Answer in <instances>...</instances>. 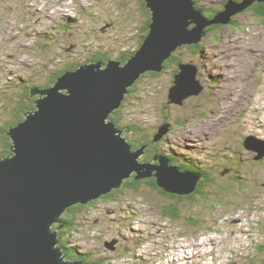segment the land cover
Listing matches in <instances>:
<instances>
[{
    "label": "rangeland",
    "instance_id": "1",
    "mask_svg": "<svg viewBox=\"0 0 264 264\" xmlns=\"http://www.w3.org/2000/svg\"><path fill=\"white\" fill-rule=\"evenodd\" d=\"M219 1L201 4L209 7ZM142 4V0H0V124L11 118L9 110L27 86H46L47 78L59 69L88 62L92 55L118 60L124 51L137 50L148 19L146 3ZM244 10L221 28L209 25L214 29L202 37L199 52H192L188 44L174 52L198 65V79L204 85L200 94L167 106L174 74L180 70L170 66L139 82L122 120L138 123L152 135L168 118L174 129L167 132L165 151L177 149L197 157L201 169L211 165L209 177L230 181L232 191H209L184 207L179 220L167 217L161 207L182 195H162L151 183L125 190L115 200L101 196L72 216L74 229L65 233L70 245L105 259V264L264 260V157L256 159L259 152L243 144L244 136L264 140V16ZM34 89L28 96L39 98ZM146 149L139 160L159 163L158 154L144 159ZM232 149H237L240 163L233 159ZM228 166L243 169L230 179ZM192 214L198 219L196 226L185 220Z\"/></svg>",
    "mask_w": 264,
    "mask_h": 264
},
{
    "label": "water",
    "instance_id": "2",
    "mask_svg": "<svg viewBox=\"0 0 264 264\" xmlns=\"http://www.w3.org/2000/svg\"><path fill=\"white\" fill-rule=\"evenodd\" d=\"M146 2L152 12L149 32L125 63L85 62L44 92L35 88L40 92L36 109L8 129L12 154L0 157V264H89L68 258L59 244L62 215L72 205L121 187L133 173L137 179L154 176L167 193L196 190L199 174L182 171L159 155V163L139 160L146 145L134 149L110 116L143 73L162 71L177 48L200 42L209 25L229 23L252 0H228L211 19L195 0ZM179 69L169 103H183L204 89L197 64L180 62ZM169 127L161 125L156 139ZM246 139V147L262 158L264 140Z\"/></svg>",
    "mask_w": 264,
    "mask_h": 264
},
{
    "label": "trees",
    "instance_id": "3",
    "mask_svg": "<svg viewBox=\"0 0 264 264\" xmlns=\"http://www.w3.org/2000/svg\"><path fill=\"white\" fill-rule=\"evenodd\" d=\"M197 6L202 9L203 13L208 16V18H214L215 15L217 13H219L220 11H222L225 8V3L228 0H223V1H219L212 6L206 7V6H202L201 1L202 0H195ZM238 2H241L243 0H235ZM142 5H145L146 3V7L147 9V22L145 24V28L144 29V33L143 36L139 39V46L143 43L145 36L147 35V33L149 32V24L151 22V18H152V12L150 11L149 7L147 6V2L146 0H142ZM250 9L254 12L255 14H257L258 16H264V0H253V2L245 9ZM244 10V11H245ZM234 18V17H233ZM213 27L221 28L223 26L222 23L220 24H215L212 25ZM209 26L207 27V31H210L213 27ZM214 29V28H213ZM192 52L196 53L199 52V50L201 49V43H194L192 45L188 46ZM139 48V47H138ZM137 48V49H138ZM136 51V50H135ZM135 51H124V53L121 54V57L118 60L123 61V63H125L127 61V59L133 55L135 53ZM93 59H91L90 61H96L95 59L98 60H102L104 62H107L108 60H110V56L105 55V54H97V55H92ZM88 61V62H90ZM180 62H188V61H184L182 60L176 53H173V55L167 59L165 61V68L170 67V66H176L179 67V63ZM193 63L196 64V62L193 60ZM85 63V62H84ZM81 64L83 63H79V62H74L72 64H69L67 66H65V68L63 67L62 69H59L57 72H55L54 74H52L51 76H49L47 78L46 81V86L43 85H35L36 87H31V86H27L25 89V93L21 94L20 97L17 98L16 100V106L13 107V109L9 110L10 116L11 118L4 121L5 124H0V157L2 156H9L12 154L11 151V138L8 135L7 131L11 126L16 125L19 121L24 119V112H26L29 109H36V97H32L31 99H27L28 93H30L31 88H37V89H44V88H48L53 86V84L56 82V80L62 76L65 72L69 71V70H75L77 69ZM164 68V69H165ZM178 72V70L176 71V73ZM158 75L159 72H155V71H147L146 73H143L141 75V77L132 85L128 88V93L126 94L125 100L123 101V104L115 109L110 118L115 121L117 123V126L123 130L124 135L126 134L127 136H129V140L133 145V148L136 149L142 145H146L148 150V154L147 156L144 158L145 160L149 161L151 160L156 154H158L159 156H163L164 158H168L170 160V164L176 167H179L182 171H192L195 172L197 174L200 175V179H199V183L197 185L196 191L193 192L192 194L189 195H182L179 196L177 198H175V200L179 201L177 203V201H173L171 203H166L162 208V211L164 212V214L173 219V220H179L183 218L182 213L184 212V207L188 206V205H194L195 201L200 200V197L202 196H208V192H212V193H216L219 192V194H225L228 193L229 191H232V186L233 184H230L228 180H222V182H217L215 179H212L211 176V170H213V168H211V165L208 167V169H201L200 168V164L201 161L200 159H198L197 157H193V156H188L187 153L181 151V150H177V149H173L172 153L168 154L167 151H165L164 146H162L164 144V137L167 135L164 134L162 136V138L160 139H156V132L154 134H148L145 133L147 132L140 124L138 123H125L122 120L124 118H127V116H125L124 110L128 107L126 106L127 101L129 100V98L133 95V93H135V91L138 89L139 86V82L141 80H143V78L146 75ZM175 76V74H174ZM174 81V80H173ZM169 93V91H168ZM166 105V104H165ZM169 102L167 101V106H169ZM129 108V107H128ZM170 124L169 127V132L172 131L174 129V125H172V123L169 122V119L166 118L163 120V124ZM161 126V125H160ZM160 126H158V129L160 128ZM134 134V135H133ZM247 137V136H246ZM246 137H243V144H245V139ZM259 138V137H257ZM162 140V141H161ZM168 141V140H167ZM244 147H246L244 145ZM233 155H236L237 153V149H232ZM235 151V152H234ZM212 156V155H211ZM264 157V156H263ZM229 158V157H228ZM237 158V159H236ZM239 155L237 156H233V159H235L237 161V163H240L238 161ZM232 160V159H231ZM181 161H183L184 163H182ZM239 165V164H238ZM220 166V165H218ZM228 167H232V166H228ZM241 169H243L242 167H240ZM240 168L239 166H235L232 167L231 171V177L230 179H236V177L238 176V174L240 173ZM227 169V167H226ZM226 169L224 171H226ZM221 172V171H220ZM151 183V185L153 186L154 189H157L160 191V193L162 195H169V193H167L164 189H162L161 187H159L156 183V178L153 177H149V178H145V180L143 178L141 179H137L135 178V173L132 174L131 177L127 178L123 185L119 188L113 189L112 191H110L109 193L103 195V197L106 198H110V199H118V197L125 191L128 189H132V190H138L140 185L142 183ZM244 186V185H243ZM118 197H117V196ZM174 197H176V194H170ZM178 196V195H177ZM210 196V194H209ZM97 199H94L92 201H90L89 205H93L96 204ZM182 203V204H181ZM216 203H223V201L221 200H216ZM86 204H75L72 205L68 208V210L62 215V220H63V227H61L59 229V236H60V245L62 246L64 253L67 255L68 258L71 259H76V260H81L84 261L86 263L89 264H105V259L103 258H97L95 257L92 253H90V251L88 252H81L78 247L72 246L70 245V240L68 235H65L66 232H69L71 229H74V220L72 216H75L76 213H78L81 208L85 207ZM196 218L195 215H189L185 217V220L187 222H191L193 224V226H196L198 223V219H194ZM203 219V218H202ZM201 219V220H202ZM59 224H56L55 227L57 228ZM264 260L260 261V262H253L250 264H263Z\"/></svg>",
    "mask_w": 264,
    "mask_h": 264
},
{
    "label": "flooded vegetation",
    "instance_id": "4",
    "mask_svg": "<svg viewBox=\"0 0 264 264\" xmlns=\"http://www.w3.org/2000/svg\"><path fill=\"white\" fill-rule=\"evenodd\" d=\"M223 1V0H222ZM242 2V1H241ZM202 6H205V5H202ZM247 10H249V11H253V9L252 10H250V9H247ZM95 60H98V59H95ZM27 99H31V97H29V96H27ZM29 110H34V109H29ZM28 111V110H27ZM169 132V131H168ZM171 132V131H170ZM170 132H169V134H170ZM168 134L164 137V139H163V141L165 142V141H167L168 140ZM162 141V140H161ZM245 145V144H244ZM256 156L257 155H255V158H256ZM257 159V158H256ZM258 160H261V159H258ZM116 243V242H115Z\"/></svg>",
    "mask_w": 264,
    "mask_h": 264
},
{
    "label": "bare ground",
    "instance_id": "5",
    "mask_svg": "<svg viewBox=\"0 0 264 264\" xmlns=\"http://www.w3.org/2000/svg\"><path fill=\"white\" fill-rule=\"evenodd\" d=\"M237 2H238V1H237ZM252 2H253V0H252ZM250 4H251V3H250ZM250 4H249V5H250ZM249 5H248V6H249ZM248 6H247V7H248ZM247 7H246V8H247ZM243 10H244V9H243ZM243 10H242V11H243ZM229 23H230V22H229ZM222 24H223V23H222ZM188 62H189V61H188ZM45 90H47V88L42 89L43 92H44ZM41 95H43V94H41ZM245 146H246V145H245ZM91 201H92V200H91ZM88 203H89V202H88ZM178 248H179V247H178ZM181 250H183V249H181Z\"/></svg>",
    "mask_w": 264,
    "mask_h": 264
}]
</instances>
